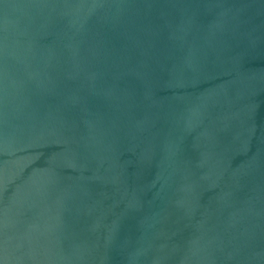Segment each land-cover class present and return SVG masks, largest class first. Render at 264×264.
Masks as SVG:
<instances>
[{
	"label": "water",
	"instance_id": "water-1",
	"mask_svg": "<svg viewBox=\"0 0 264 264\" xmlns=\"http://www.w3.org/2000/svg\"><path fill=\"white\" fill-rule=\"evenodd\" d=\"M0 264H264V0H0Z\"/></svg>",
	"mask_w": 264,
	"mask_h": 264
}]
</instances>
